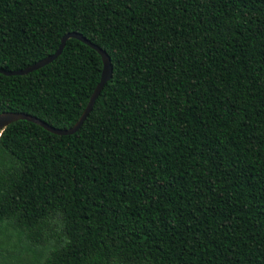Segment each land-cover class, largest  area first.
Here are the masks:
<instances>
[{
    "label": "trees",
    "instance_id": "obj_1",
    "mask_svg": "<svg viewBox=\"0 0 264 264\" xmlns=\"http://www.w3.org/2000/svg\"><path fill=\"white\" fill-rule=\"evenodd\" d=\"M73 32L113 78L74 135L2 133L0 264H264V0H0V68ZM102 71L69 39L0 114L70 129Z\"/></svg>",
    "mask_w": 264,
    "mask_h": 264
},
{
    "label": "water",
    "instance_id": "obj_2",
    "mask_svg": "<svg viewBox=\"0 0 264 264\" xmlns=\"http://www.w3.org/2000/svg\"><path fill=\"white\" fill-rule=\"evenodd\" d=\"M69 39H77L81 41L82 43L88 45L92 49L96 50L99 53V55L102 57V61H103V71H102L101 81L96 87L90 99V102L86 110L84 111L82 117L78 121V123L70 129H57L55 127L50 126L46 122L38 119L37 117H34L27 113L6 112L3 114H0V137L7 127L19 121H28V122L37 124L43 127L44 129H46L47 131H49L50 133L58 135V136H71L80 131L85 121L89 117L90 113L92 112L94 105L97 99L99 98L100 94L102 93L103 89L105 88L106 84L109 81H111V79L113 78V66H112L111 58L105 51H103V49L93 44L91 41L87 40L81 34L74 33V32L68 33L62 38L61 45L55 54L25 69H21L17 71H4L0 68V73L5 76H26L30 73L38 71L44 68L45 66L51 64L52 62H54L63 53L66 43Z\"/></svg>",
    "mask_w": 264,
    "mask_h": 264
}]
</instances>
